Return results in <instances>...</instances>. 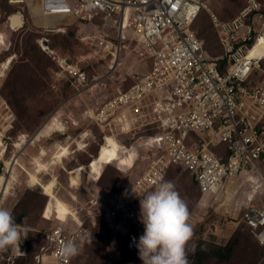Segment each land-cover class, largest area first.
<instances>
[{"label": "built area", "instance_id": "2783aa9c", "mask_svg": "<svg viewBox=\"0 0 264 264\" xmlns=\"http://www.w3.org/2000/svg\"><path fill=\"white\" fill-rule=\"evenodd\" d=\"M7 3L20 8L28 0H7ZM40 3L45 17L59 18L58 24L41 25L46 34L67 32L69 25L60 22L69 20L79 25V37L89 44L90 53L76 60L54 50L47 36L39 41L56 65L57 80L71 84L96 107L87 111V115L109 130L118 118L126 120L131 114L137 117L135 123L144 122V126H154L159 132L157 142H149L152 145H147L139 155L142 174L135 180L134 188L101 214L109 228L138 253L132 238L138 242L144 233L139 218L140 198L154 191L159 183L169 182L173 169L182 168L191 174L204 196L217 195L226 181L248 176L257 191H253L256 195L250 200L244 222L264 250V85L254 79L261 66L255 51L257 38L264 29L262 3L248 0L237 17L227 21L212 9L210 0H40ZM203 12L210 16L224 49L219 57L210 54L205 40L193 28ZM114 36L117 43L112 39ZM4 47L0 42V56ZM132 47L147 64V72L131 87L111 97H93L100 82L99 76L90 73L95 64L108 58L115 64L120 53ZM4 77L0 73V175L2 155L7 157L13 139L16 151L15 143L21 138L8 136L16 116L1 94ZM70 122L78 125L75 120ZM65 126L68 129V123ZM81 138L85 139L83 135ZM19 152L23 154L24 150ZM2 199L0 193L3 208ZM79 221L81 226L60 221L51 230L38 264H74L77 253L65 258L60 251L69 242L78 250L85 233V224ZM195 249L196 246L189 251ZM9 253L8 258L4 251L0 252V264H14L27 257L22 237L18 247H9Z\"/></svg>", "mask_w": 264, "mask_h": 264}, {"label": "rangeland", "instance_id": "374dc122", "mask_svg": "<svg viewBox=\"0 0 264 264\" xmlns=\"http://www.w3.org/2000/svg\"><path fill=\"white\" fill-rule=\"evenodd\" d=\"M258 1L264 7V0ZM247 2L210 0V5L222 20L227 21L237 17ZM34 4L41 6L39 0H35ZM18 12L22 13L24 27L16 30L9 26L8 18ZM38 16L28 4L18 8L10 6L7 0H0V34L7 37L0 64L15 57L2 79L1 89L2 97L16 116L14 128L8 136L18 138L27 135L30 141L58 111H61L62 120L68 123V129L55 133L53 138L33 145L28 142L30 145L24 146V154L20 158L23 167L18 166L17 174L11 177L14 190L8 197L5 196L7 199L3 208L12 212L15 223L21 221L18 226L27 257L20 264H38L37 259L46 248V236L61 224L57 218L64 217L68 219L65 223L75 225L71 217L61 212L54 197L45 195L40 186H32L29 181L28 171L36 172L34 159L39 156L41 146L48 147L49 154L43 157V161L51 162L52 167L40 178L43 182L58 179L55 194L69 204L85 224L84 238L78 246L74 264H143L139 254L120 234L109 228L101 214L134 188L135 180L142 174V168L138 166L139 155L147 145H152L149 142H157L159 132L154 126H144V122L135 123L137 117L131 114L126 120L118 118L109 130L87 115V111L96 107L89 104L88 97L80 96L71 84L57 80L56 65L40 47L39 41L47 36L54 50L76 60L90 53L89 44L83 43L84 40L79 37L78 24L65 20L60 23L69 25L67 32L46 34ZM53 19L54 23H59V18ZM193 28L205 40L212 56L224 54L218 33L206 12L195 21ZM112 39L117 43V37ZM134 48L124 49L115 64L110 61L111 58L95 64L90 73L99 76L100 82L93 97H111L117 91L131 87L147 72V64L138 57ZM255 54L261 66L256 70L254 79L264 85V29L257 38ZM72 120L78 125H73ZM83 134L89 136L82 139ZM70 138L73 142L82 140L84 149L78 153L71 152L63 162L52 163L54 152L50 149L55 148L54 140L65 143ZM13 143L14 139L6 160H10L14 153L21 155L18 149L14 150ZM110 143L118 148L116 154L103 156L102 149ZM77 149L76 144L72 146V150ZM218 153L223 154V151ZM5 168L2 162V175ZM78 169L83 170L80 184L74 188L70 180ZM170 176L169 182L173 183L188 207V223L193 228V237L186 245L188 264H264V250L244 222L250 200L256 195L253 192L256 184L248 176L226 181L217 195L205 196L199 192L193 176L182 168L173 169ZM53 200L56 202L57 218L52 215ZM194 246L196 249L189 251ZM4 255L10 257L9 248Z\"/></svg>", "mask_w": 264, "mask_h": 264}, {"label": "clouds", "instance_id": "9594fccd", "mask_svg": "<svg viewBox=\"0 0 264 264\" xmlns=\"http://www.w3.org/2000/svg\"><path fill=\"white\" fill-rule=\"evenodd\" d=\"M140 221L144 233L133 244L143 264H188L186 245L193 237L188 223L189 211L171 182L159 183L155 190L140 198ZM21 242L19 226L9 209L0 207V252L18 247ZM76 247L66 243L60 255L74 256Z\"/></svg>", "mask_w": 264, "mask_h": 264}, {"label": "bare ground", "instance_id": "6f19581e", "mask_svg": "<svg viewBox=\"0 0 264 264\" xmlns=\"http://www.w3.org/2000/svg\"><path fill=\"white\" fill-rule=\"evenodd\" d=\"M40 1V0H39ZM35 0H28V5L31 7L33 12L39 14L37 19L40 21L41 25H55L53 18H47L42 14V5L40 3V7L36 4H34ZM41 9V11H40ZM23 16L19 13L12 14L11 17L8 19V24L12 29L19 30L21 25L23 24ZM128 24V20L126 21ZM6 35L0 34V42L4 45L6 44ZM15 60V57L9 58V60L3 62L2 68L0 69V73H2L3 76L6 75V72L10 69L13 61ZM67 130L65 126V122L62 120L61 111H58L53 115L47 122L43 125V127L31 138L30 141H28L29 136L22 135L20 140L16 143V147L19 151L24 150L25 144L30 143H38L41 142L43 139H49L51 138L55 133H62ZM89 134H83V138H87ZM76 145L79 146L80 150H83L85 145L84 142L81 140L76 142ZM59 148L57 151H55L52 155H54V159L52 160V163L57 164L58 162H63L65 157H68L71 154V145H57ZM3 149V148H2ZM117 147L112 145L111 143L102 149V155L106 157H111L116 154ZM2 154H4V150H2ZM48 151L47 149H41L40 154L37 158L34 160L35 162V170L36 172H30L28 171L29 175V181L32 186H40L44 194L47 196L54 197L58 205L61 209V212L63 214H66L67 216L71 217V219L74 220L75 223H77L78 226H81V223L75 213V211L72 209V207L67 205V203L63 200H61L56 194H55V187L58 184V179L53 178L52 180L48 182H43V180L40 178V175L44 174L45 172H48L49 169L52 167L51 162L44 163L43 157H47ZM51 160V159H50ZM19 154L16 156H12L10 160H6L3 158L2 155V162L5 163V173L3 175H0V193L2 194V201L5 202L9 195L13 193L14 186L11 184V177L17 174V168L18 166H22L20 163ZM7 170V172H6ZM83 169H78L74 176L71 177L70 183L75 188L80 184V176ZM6 196V197H5ZM55 201V200H53ZM73 211V212H72ZM62 223L67 222L68 219L62 217L58 218Z\"/></svg>", "mask_w": 264, "mask_h": 264}, {"label": "crops", "instance_id": "0c3cea01", "mask_svg": "<svg viewBox=\"0 0 264 264\" xmlns=\"http://www.w3.org/2000/svg\"><path fill=\"white\" fill-rule=\"evenodd\" d=\"M53 137H54V135H53ZM53 137H52V138H53ZM54 141H56L57 143H59V145H61V144H63V145H66V144L69 145V144H70V145H71V152H77V153L80 152V148H78L77 150H72V146L75 145L77 141H76V142H73V141H71V138H70V139H67V140L65 141V143H64V142L57 141L56 139H55ZM56 142L54 143V144H55V145H54L55 148L50 149V150H52V152L57 151L58 148H59L58 146H56V145H58V144H56ZM28 145H30V144H29V143L26 144V146H28ZM31 145H33V143H31ZM78 147H79V146H78ZM25 148H26V147H25ZM40 148H42V149H48V147H42V146H41ZM81 151H82V150H81ZM18 152H19V151H18ZM20 153H21V155H20L19 158H22V155L24 154V152H23V154H22V152H20ZM81 153H83V152H81ZM70 155H71V154H70ZM70 155H69V156H70ZM65 159L67 160V157H65L64 160H65ZM42 180H43V179H42Z\"/></svg>", "mask_w": 264, "mask_h": 264}, {"label": "trees", "instance_id": "16d2710c", "mask_svg": "<svg viewBox=\"0 0 264 264\" xmlns=\"http://www.w3.org/2000/svg\"><path fill=\"white\" fill-rule=\"evenodd\" d=\"M52 215H57V209H56V202L55 201H53L52 202ZM51 215V216H52ZM17 225H19V224H21V221H19V222H17L16 223ZM25 259H21V260H19V261H17V262H15L14 264H20V263H22L23 261H24Z\"/></svg>", "mask_w": 264, "mask_h": 264}]
</instances>
